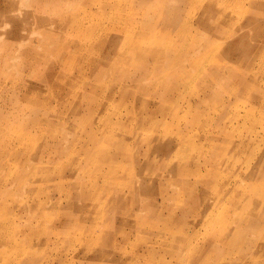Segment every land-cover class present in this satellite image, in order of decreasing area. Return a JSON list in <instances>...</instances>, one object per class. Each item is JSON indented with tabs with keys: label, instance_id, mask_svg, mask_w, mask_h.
Wrapping results in <instances>:
<instances>
[{
	"label": "rangeland",
	"instance_id": "obj_1",
	"mask_svg": "<svg viewBox=\"0 0 264 264\" xmlns=\"http://www.w3.org/2000/svg\"><path fill=\"white\" fill-rule=\"evenodd\" d=\"M0 264H264V0H0Z\"/></svg>",
	"mask_w": 264,
	"mask_h": 264
},
{
	"label": "bare ground",
	"instance_id": "obj_2",
	"mask_svg": "<svg viewBox=\"0 0 264 264\" xmlns=\"http://www.w3.org/2000/svg\"><path fill=\"white\" fill-rule=\"evenodd\" d=\"M94 34V33H93ZM94 36L96 37V35L94 34ZM98 38H101V37H98ZM106 38V37H105ZM75 58V57H74ZM129 58H139L140 60H142V56H141V54H138V52L136 51V49H134V50H132V51H130L128 54H126V55H123L122 56V60H124V61H126V60H128ZM74 60V59H73ZM145 64V63H144ZM137 65V64H136ZM139 65H143L142 64V62L141 63H139ZM138 65V66H139ZM140 67V66H139ZM147 67V66H146ZM138 70H140V68H137ZM142 75V74H141ZM215 78V77H214ZM256 79H252V80H250L249 81V87L250 86H252L253 88L255 87V85H254V81H255ZM246 81L247 80H244L243 82L244 83H246ZM245 86V85H244ZM179 88V85L178 84H174V86L172 87V91H174L175 89H178ZM203 95L204 96H206V97H209V93H207V92H204L203 93ZM254 104H257V100L255 99L254 100V102H253ZM149 141V140H148ZM172 144L174 145V143L172 142ZM169 146H171V144H165V143H162V142H159L156 146H155V151H158V152H160L161 151V149H165V148H167V147H169ZM196 168H199V166H197ZM188 170L189 171H193V170H195V168L193 167V166H188ZM253 176H257V174H252ZM253 244H254V242H253V240L251 239L248 243H246V244H243V245H240L239 246V248H251L252 246H253ZM242 257H243V255H241L240 256V258L242 259Z\"/></svg>",
	"mask_w": 264,
	"mask_h": 264
}]
</instances>
